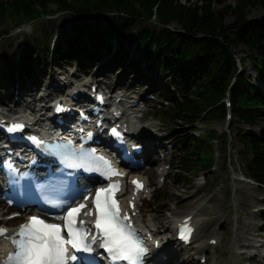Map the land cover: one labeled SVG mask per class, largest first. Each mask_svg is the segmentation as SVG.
I'll list each match as a JSON object with an SVG mask.
<instances>
[{
  "label": "trees",
  "instance_id": "1",
  "mask_svg": "<svg viewBox=\"0 0 264 264\" xmlns=\"http://www.w3.org/2000/svg\"><path fill=\"white\" fill-rule=\"evenodd\" d=\"M221 0H0V17L8 18L13 27L20 28L46 17L62 16L63 24L74 31L58 36L53 48L47 44L26 43L18 54L19 65H13L9 80L18 70L19 82L30 80L32 61L41 65L42 55L82 63L81 58L99 60L110 56V65L133 64L138 73L149 75L157 69L166 73L162 88V106L181 133L177 136L179 165L176 177H184L200 167L212 166L214 161L211 141L215 131L207 130L196 136L195 122L215 116H225L224 98L230 94L233 112L242 122L255 127L264 122L263 89L253 83L251 74L243 68L250 63L258 80L264 84V15L249 19L248 13L264 0H237L215 9ZM233 13L236 20L226 24L224 17ZM158 19L160 28L145 27L134 34L138 25ZM97 25L108 23L109 29L97 33ZM178 24L180 29L174 28ZM7 35L0 31V41ZM63 35V36H62ZM113 38L116 40L113 43ZM134 45L138 56L129 60L125 45ZM247 48L244 57L235 49ZM153 59L154 64L142 69V59ZM239 62L242 69L239 68ZM32 64L30 67L26 66ZM38 66V65H37ZM238 139L244 144L246 171L250 180L264 189V136L252 129L241 131ZM162 201L161 196L153 204Z\"/></svg>",
  "mask_w": 264,
  "mask_h": 264
},
{
  "label": "rangeland",
  "instance_id": "2",
  "mask_svg": "<svg viewBox=\"0 0 264 264\" xmlns=\"http://www.w3.org/2000/svg\"><path fill=\"white\" fill-rule=\"evenodd\" d=\"M221 1H223V4H215V9L227 4L235 5L237 0ZM263 15L264 6L256 4L247 17L257 19ZM235 20L236 16L231 12L224 17L226 24H233ZM90 21H92L93 29L97 33L109 29L108 23L97 25L94 20ZM63 22L62 16L46 17V19L30 25L16 28L12 26L8 18L0 17V31H6L7 33L0 41L1 73L10 75L12 74L11 67L13 65L21 66L23 64L19 65L20 61L18 59L19 43L22 40L30 45L39 42L40 48L43 49L47 44L50 47L57 44L58 36L63 30V35L74 31L72 26L65 25ZM145 27L160 28L158 19L153 18L149 22L138 25L134 34ZM173 27L180 29V26L176 23ZM115 42L116 40L113 38V43ZM125 47L130 53L129 60L138 56V51L135 50L134 45L127 44ZM235 52L238 57H244L247 48L244 45H239ZM81 59H84L82 63H78V61L66 62L59 58H53L52 52L49 57L42 55L41 61L43 62L41 65L34 59L32 61L34 66L31 67L33 72L30 76L32 81H30L31 78L29 81L32 83L37 82L39 87L36 90L38 92L31 94L37 97V95L45 93L53 80L59 81L61 79L62 82H73V85L78 82L85 83L91 79L94 80L93 75L102 66L100 73L104 75L103 81L105 82L106 78L109 75L111 76L110 85H107L108 88H112L115 84L116 87L128 91L132 97L142 99L145 102L144 110L153 118L139 120L140 113L137 116V123L142 124L143 131L144 129H150L154 132V129H152L154 126H156L155 129L162 128L156 134L164 140L163 144L167 146V155L163 159L162 151H158L154 163L155 167L150 169L154 173L148 171V166L138 171L148 177V181L152 185L150 190H155L154 198L157 199L159 196L162 198V201L158 204H153L149 200L142 202L143 221L153 219L157 226L164 225L170 227L171 230L175 217L182 218L198 210L200 219L203 221L201 223L202 229L198 231L193 247L185 250L173 247L171 251L174 254L173 257H170V263L168 264H249L248 254L252 253V247L257 245L253 241L256 234H260L261 240L264 241V189L253 183L247 176L244 144L238 139V134L241 131L252 129L258 136L262 137L264 136V122L255 127H250L244 124L238 116H234L231 121L222 116H215L203 121L199 124L203 128L200 133L205 130L216 132L215 137L217 140L211 142L215 157L214 162L209 169L208 166H203L187 175L186 177L191 180L190 185L185 184L184 177H180L181 182L176 183L178 181L176 174L179 165V147L177 146L176 137L181 135L179 133L181 127L171 120L170 115L161 105L164 100L162 88L167 81L166 73L154 70L153 74L145 76L143 72L142 74L138 73L133 64H126V66L120 64L112 70L113 65H110V56H105V54H102L99 61L88 60L84 57ZM144 61L145 64H143L142 69L147 65L154 64L153 59H142V62ZM31 65L26 64L29 67ZM127 67V77L119 81L121 73ZM243 68L247 73L254 75L255 71L250 63ZM109 69H111V72H108ZM18 71L12 75L11 80L6 77L2 79L0 75V89L4 90L2 94L9 93L7 96L0 97V103L8 102L10 103L9 107H13L16 101H21L18 92L26 90L19 88L18 85L15 86L19 91L12 89L11 83L19 81ZM74 73L80 75V78L72 77ZM136 77L138 82L130 88ZM9 82L10 85L5 86ZM259 85L263 86L264 93V84L259 83ZM10 88L11 90H9ZM158 171L165 174V176L163 175V178L165 177L164 182H161V176L157 175ZM238 235L243 238L241 242L237 240ZM212 238L217 239L218 244L216 246L209 244ZM198 246L204 247V249L199 252L197 251ZM258 252L264 254V249L262 248ZM164 255L166 258L168 257L166 253ZM203 257H205L204 262H202Z\"/></svg>",
  "mask_w": 264,
  "mask_h": 264
},
{
  "label": "snow or ice",
  "instance_id": "3",
  "mask_svg": "<svg viewBox=\"0 0 264 264\" xmlns=\"http://www.w3.org/2000/svg\"><path fill=\"white\" fill-rule=\"evenodd\" d=\"M102 100V98H100ZM57 111L65 109L57 104ZM22 123L10 124L6 131L10 133L22 131ZM112 134L120 136L117 129H112ZM37 145H45L59 155L62 162L69 168H84L87 171H97L106 178L114 175H121L112 168L103 157H96L94 152L86 153L83 149L79 152L72 149L71 145H46L44 141L36 137H30ZM103 161L102 165L94 166L95 161ZM4 167L9 170L10 177L14 183H18L24 177H18L16 169L11 162H5ZM137 190L142 184L137 180L132 181ZM43 187V186H41ZM119 183L110 184L107 188H100L96 191L92 201L95 210V219L92 227L86 228L83 219L77 220L81 210L88 207L87 203H80L72 207L69 203L66 215L55 217L62 220L59 223H49L36 216L29 217L25 224H21L9 237L15 247V252L9 253L6 259L0 260V264H74L84 259L76 253L91 254L94 252V245L99 241V247L107 253L110 264H143V258L149 251L143 239H141L132 226L131 217L124 213L121 215L119 202L114 198V191H119ZM85 201L88 196H84ZM11 203V201H8ZM53 207H63L60 202H53ZM130 205L134 209V204ZM93 209L89 208L84 216H92ZM134 214V213H133ZM14 213L9 219L18 216ZM187 225L181 228V238L187 239ZM8 230L0 227V237H7ZM87 264H95L92 257Z\"/></svg>",
  "mask_w": 264,
  "mask_h": 264
},
{
  "label": "bare ground",
  "instance_id": "4",
  "mask_svg": "<svg viewBox=\"0 0 264 264\" xmlns=\"http://www.w3.org/2000/svg\"><path fill=\"white\" fill-rule=\"evenodd\" d=\"M100 70H102V66H101V69L99 68L97 70V72L93 75V77H95L98 73H100ZM127 74H128V67L125 68L124 71L121 73L119 81L124 80L127 77ZM59 75H61V73H59ZM72 77L80 78V75H78L77 73H74L72 75ZM110 77L111 76L109 75L106 78L105 82L99 81L98 85L99 86L110 85ZM137 82H138V78L136 77L135 80L133 81L132 85L130 86V88L134 84H136ZM35 85H36V87H34ZM35 85L31 86L33 90L37 89V87H39L38 84H35ZM84 85H86V84H84ZM73 86H74L73 82H70V83L62 82L61 79L59 81L58 80H53L52 84H50L49 87H47L46 92L41 94V95H38L37 97L29 94L28 90H25V91L22 90L21 93L19 94V96L21 97V101L19 102L18 106H16V108L11 107V108L7 109V111L9 113H12V114H19V111H21L22 108H27L29 110H32V112L34 114H37L38 111L36 110L35 104L38 101L44 102L46 98L51 97L54 93L62 92L61 91L62 88H64V91L67 94H68V92H70L71 94H74L75 91H80V89H82V88H78V86L77 87H73ZM117 86H118V84H117ZM7 95H9V93ZM124 97L130 98V99H134V97H132V95L130 93H128V91H125ZM132 102L133 101H130L129 103H132ZM46 106H47V104H45V102H44V107L42 108V110L45 109ZM155 127L156 126H154L152 128V129H154V132H152V130H150V129H146V130L144 129V131L142 130L140 135L135 138L145 148V153L143 155V159L146 161L147 164H152V163L154 164L155 163V160H156L157 155H158V151H162L163 159H165V157L167 155V146H166V144H163L164 140H162V138H159L158 135L156 134V133H158L157 131H160L162 128L159 127L157 129H155ZM166 138L168 139V137H166ZM152 167H155V165H152ZM152 167L150 169H152ZM159 171H160V169H159ZM150 173H154V171L150 170ZM0 207H1L0 213L4 212V205L2 204L1 201H0ZM198 213H199V210L197 212H193L192 215H194V217H195L194 220L197 223V226H198L199 230L201 231V229H202L201 221L202 220L199 218L200 215ZM3 215H4L3 213L0 214V216H3ZM144 222H146L149 225V227L152 229V231H155V235L157 237H160L161 240H162V247L155 251L154 257L151 260V262L153 264H168V263H170V257H173V254H174L171 250H172L173 247H175V245L173 244V240H171V232H169L170 231V227H165L164 225L157 226L155 224V220H153V219L146 220ZM1 223H5V224H8V225H13V222L6 221L4 219H2V220L0 219V224ZM162 228H164V229L162 230ZM242 239L243 238H242L241 235L237 236V240L239 242H241ZM253 241H254V239H253ZM262 247L264 249V244H263ZM253 248L255 249V247H253ZM202 249H204V247L198 246L197 251L200 252ZM165 253L167 254L168 257L164 260L160 256L165 254ZM252 255L253 254H251L250 256H252ZM258 255H261V254H258ZM263 259H264V256H260L258 258V256L254 255L253 257H250L248 261L250 262L249 264H264V262H263L264 260Z\"/></svg>",
  "mask_w": 264,
  "mask_h": 264
}]
</instances>
